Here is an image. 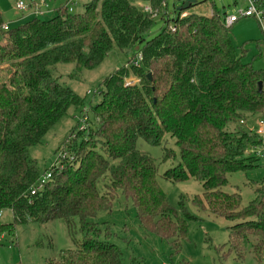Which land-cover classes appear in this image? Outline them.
Wrapping results in <instances>:
<instances>
[{
    "label": "trees",
    "instance_id": "1",
    "mask_svg": "<svg viewBox=\"0 0 264 264\" xmlns=\"http://www.w3.org/2000/svg\"><path fill=\"white\" fill-rule=\"evenodd\" d=\"M165 1L91 0L80 12L62 5L49 19L35 17L5 30L0 20V214L11 210L14 216L8 223L0 219V236L19 223L62 220L73 247L46 264H123L110 227L102 229L96 221L99 212L112 210L119 191L132 200L146 232L180 250L188 222L196 217L170 204L155 159L137 146L139 139L160 145L166 135L175 140L180 160L163 177L201 182L203 193L193 198L198 210L234 222L221 246L228 248L224 255L232 252L241 260L251 249L262 262L264 184L246 206L239 192L225 186L229 172L253 166L250 150L261 141L248 123L256 115L264 118V71L243 62L232 25L225 26L214 8L212 15L179 10L172 24L168 20L146 39L154 12L144 7L163 13ZM136 43L138 60L100 84L96 126L87 116V125L71 132L60 154L69 157L54 164L52 178L31 195L41 171L29 149L82 101L52 68L74 63L78 71L94 69L114 45L125 49ZM263 44L264 39L257 43L259 56Z\"/></svg>",
    "mask_w": 264,
    "mask_h": 264
},
{
    "label": "rangeland",
    "instance_id": "2",
    "mask_svg": "<svg viewBox=\"0 0 264 264\" xmlns=\"http://www.w3.org/2000/svg\"><path fill=\"white\" fill-rule=\"evenodd\" d=\"M23 1L25 10L17 8V2ZM91 0H0V20L5 29H13L35 17L49 19L62 5L72 7L73 12H80ZM185 0H166L163 13L153 11V23L144 33L146 39L157 35L167 24H172L178 16L179 8ZM139 6H144L138 3ZM148 7V5H146ZM247 0H198L195 5L186 9L190 13L212 15L214 8L222 17L238 15L240 10L247 9ZM151 8V7H150ZM152 9V8H151ZM38 11V12H37ZM160 11V10H159ZM231 38L234 47L245 63H250L256 70L264 71V55L259 56L257 43L264 39V27L255 17H240L231 27ZM4 40L0 32V43ZM139 44L121 49L114 45L106 59L94 69L78 71L74 63H58L52 68L54 77L72 88L79 94L82 101L71 106L67 114L58 121L44 136L41 143L29 149V155L36 160L41 171V178L52 170L54 164L60 161L62 144L73 130L83 125V116H88L93 126H96L93 106L102 101L99 93L101 82L117 69L129 66L133 60H138ZM264 48V44H263ZM3 66H0V70ZM128 79L138 82V78ZM91 91V94H89ZM259 117L248 123L249 129L255 133L259 128ZM251 119V118H249ZM248 119V120H249ZM87 125L84 122V126ZM138 149L153 159L158 168V181L166 193L169 202L180 213L182 205L196 219L188 222V232L182 241L179 251H176L170 241L146 232L140 225L136 209L131 199H127L121 191L118 192L111 211L99 212L96 221L102 229L110 227L111 239L122 249L123 264H262L251 249H248L243 259H237L228 248L221 246L229 241L230 226L234 222L216 217L210 212L198 210L193 202L196 195H202L203 186L198 180L171 182L163 177L165 171L180 160L179 149L175 140L166 135L160 145H151L143 139L137 141ZM262 147H257L259 152ZM254 155L253 166L246 169L231 171L227 174V192L237 191L241 195L242 206L248 205L255 197L256 187L264 184V152ZM69 155L64 154V158ZM106 182H101V192L106 190ZM182 203V204H181ZM182 215V214H181ZM2 222H12L14 216L11 210L0 214ZM73 247L66 224L62 220H52L47 223L28 221L19 223L13 232H5L0 236V264H46L48 260L58 258L62 250Z\"/></svg>",
    "mask_w": 264,
    "mask_h": 264
},
{
    "label": "built area",
    "instance_id": "3",
    "mask_svg": "<svg viewBox=\"0 0 264 264\" xmlns=\"http://www.w3.org/2000/svg\"><path fill=\"white\" fill-rule=\"evenodd\" d=\"M247 1H248L247 9L240 10L238 15H231V16L226 15L224 17L225 26L229 27L233 25L240 17H255L256 19L259 20L260 24L264 27V4L262 3L261 0H247ZM17 8L23 11L26 9V5L23 3V1H18ZM144 11L147 13H152V9L148 6L144 7ZM5 28H7L6 25H3L2 29L5 30ZM89 94H91V91H89ZM258 120H259V128L256 131V133L258 134L261 142H260V145L255 146L254 148L250 150V152L254 153L255 155H258L257 153L259 152H264V118L258 119ZM82 121H83V125L81 128H84L85 127L84 122L86 123V121H88V117L83 116ZM257 147H262V149L259 152H256ZM64 154L66 153H63L62 155H60L61 156L60 161L61 159H63ZM60 161H58L56 165H59ZM51 178H52V170L49 172H46L44 174V177L40 178L37 185L32 188L31 195H34L37 191L42 189L45 185V182Z\"/></svg>",
    "mask_w": 264,
    "mask_h": 264
},
{
    "label": "water",
    "instance_id": "4",
    "mask_svg": "<svg viewBox=\"0 0 264 264\" xmlns=\"http://www.w3.org/2000/svg\"><path fill=\"white\" fill-rule=\"evenodd\" d=\"M198 2V0H185L182 6L179 8V10H186L190 8L192 5H195ZM149 78H152V75H148ZM259 90L260 92L263 90V82L259 83Z\"/></svg>",
    "mask_w": 264,
    "mask_h": 264
}]
</instances>
